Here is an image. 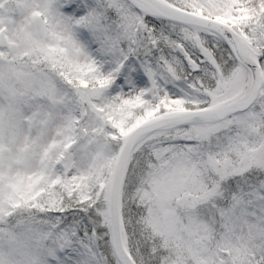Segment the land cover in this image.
I'll list each match as a JSON object with an SVG mask.
<instances>
[{
  "label": "snow or ice",
  "instance_id": "6c2138e0",
  "mask_svg": "<svg viewBox=\"0 0 264 264\" xmlns=\"http://www.w3.org/2000/svg\"><path fill=\"white\" fill-rule=\"evenodd\" d=\"M0 264H264V0H0Z\"/></svg>",
  "mask_w": 264,
  "mask_h": 264
}]
</instances>
